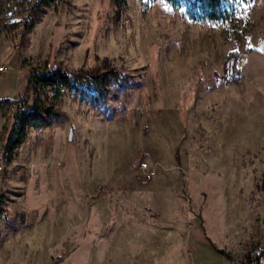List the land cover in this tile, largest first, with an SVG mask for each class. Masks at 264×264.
Wrapping results in <instances>:
<instances>
[{"label": "rangeland", "instance_id": "1", "mask_svg": "<svg viewBox=\"0 0 264 264\" xmlns=\"http://www.w3.org/2000/svg\"><path fill=\"white\" fill-rule=\"evenodd\" d=\"M40 1L0 0V264L255 259L262 153L220 156L215 138L264 106V0L239 4L225 24L191 22L163 0H56L38 13ZM105 69L130 87L90 99L85 76ZM53 70L81 89H66L58 119L26 127L8 154L17 112L51 104L29 77ZM109 129L129 133L118 157L99 144Z\"/></svg>", "mask_w": 264, "mask_h": 264}, {"label": "trees", "instance_id": "2", "mask_svg": "<svg viewBox=\"0 0 264 264\" xmlns=\"http://www.w3.org/2000/svg\"><path fill=\"white\" fill-rule=\"evenodd\" d=\"M157 1V0H152ZM172 9L182 10L184 15L191 22L201 24L227 23L232 18L236 6L247 2V0H163ZM56 0H41L35 11L41 6L46 7L55 3ZM103 73L93 72L86 74L87 85L84 89L90 93V99H100L105 93L112 90L123 91L130 87V77L112 69H105ZM28 84L40 85L49 89L51 104L45 106L42 102H35L30 109L19 110L15 116V126L12 136L7 144V153L22 144L25 137L26 127L33 130H40L52 124L58 119V113L54 108L66 89L80 90L79 80L73 76L59 71L35 73L29 77ZM1 205V201H0ZM208 240V238H206ZM222 253V252H221ZM264 256V250L258 256L250 260L249 264H259L260 258ZM245 263V264H248Z\"/></svg>", "mask_w": 264, "mask_h": 264}, {"label": "clouds", "instance_id": "3", "mask_svg": "<svg viewBox=\"0 0 264 264\" xmlns=\"http://www.w3.org/2000/svg\"><path fill=\"white\" fill-rule=\"evenodd\" d=\"M241 119L237 117V122L228 126L224 131L220 132L216 137L215 147L220 153V156L233 154V150L242 151L244 149H250L252 151H259L262 153L261 159L264 160V106H260L257 109L247 110L243 114ZM118 129H109L106 135H103L99 140L101 147L107 144L109 151L114 157H118L120 152L127 147L129 133L127 129L122 131V137L120 139H113L112 133L118 132ZM220 145H224L225 148L221 149ZM163 147V145H162ZM219 159V157H216ZM209 163H214L213 159L209 160ZM165 199H168L165 196ZM125 241H121L117 247H123ZM107 251L102 248L101 252ZM94 264H110L109 258L96 259Z\"/></svg>", "mask_w": 264, "mask_h": 264}, {"label": "water", "instance_id": "4", "mask_svg": "<svg viewBox=\"0 0 264 264\" xmlns=\"http://www.w3.org/2000/svg\"><path fill=\"white\" fill-rule=\"evenodd\" d=\"M235 66V59L229 58L226 64L227 71H226V78H231L233 75V69ZM71 137V134H69V138Z\"/></svg>", "mask_w": 264, "mask_h": 264}, {"label": "built area", "instance_id": "5", "mask_svg": "<svg viewBox=\"0 0 264 264\" xmlns=\"http://www.w3.org/2000/svg\"><path fill=\"white\" fill-rule=\"evenodd\" d=\"M143 167L146 168V165L143 164ZM154 175H155V171L152 170L151 168H149V170H146L145 176L147 180H150Z\"/></svg>", "mask_w": 264, "mask_h": 264}]
</instances>
